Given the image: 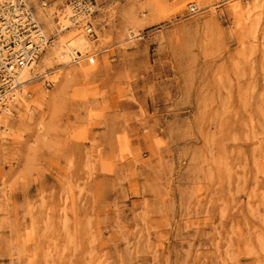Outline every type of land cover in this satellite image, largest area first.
Masks as SVG:
<instances>
[{
  "label": "rangeland",
  "instance_id": "rangeland-1",
  "mask_svg": "<svg viewBox=\"0 0 264 264\" xmlns=\"http://www.w3.org/2000/svg\"><path fill=\"white\" fill-rule=\"evenodd\" d=\"M26 1L50 41L0 107V264H264V0Z\"/></svg>",
  "mask_w": 264,
  "mask_h": 264
},
{
  "label": "built area",
  "instance_id": "built-area-1",
  "mask_svg": "<svg viewBox=\"0 0 264 264\" xmlns=\"http://www.w3.org/2000/svg\"><path fill=\"white\" fill-rule=\"evenodd\" d=\"M215 1L221 5L226 0ZM68 6L74 24L92 14L88 0H69ZM189 9L191 14L198 12L194 6ZM49 41L26 0H0V107L16 101L25 84L21 72L36 64Z\"/></svg>",
  "mask_w": 264,
  "mask_h": 264
},
{
  "label": "bare ground",
  "instance_id": "bare-ground-1",
  "mask_svg": "<svg viewBox=\"0 0 264 264\" xmlns=\"http://www.w3.org/2000/svg\"><path fill=\"white\" fill-rule=\"evenodd\" d=\"M51 27H52V22L49 21L47 23V28L48 29H51ZM67 27L68 26H65L64 25L63 28H62V30L64 28L67 29ZM59 37H60L59 40L54 44V46L52 48V51H51L52 52V55H54V57L56 59L63 60L64 63L67 64V63H69V58H71V56H73V55H77L79 58H82V51L79 49L78 46H75L74 48H70L69 47V44H68L70 41H67V39H65V37H63V35L62 36H59ZM36 66H38L37 65V62H36V64L31 69L23 70L21 72V75H20V80L22 82H25V84H26V82L31 81L34 78H37L39 75H41L39 73H37V74H35V72L33 73V70L34 71H37L36 68H35ZM27 94L29 95V93H27ZM21 99L23 101H25L23 98H21ZM22 100H20V101H22ZM9 103H11V102H9ZM12 104L14 105V103H12ZM2 108L4 109V112L5 113H11L10 112V109H6L4 107H2Z\"/></svg>",
  "mask_w": 264,
  "mask_h": 264
},
{
  "label": "crops",
  "instance_id": "crops-1",
  "mask_svg": "<svg viewBox=\"0 0 264 264\" xmlns=\"http://www.w3.org/2000/svg\"><path fill=\"white\" fill-rule=\"evenodd\" d=\"M51 1H53V0H51ZM108 4H110V3H107V5L102 4L100 6H101V8H104V7L108 6Z\"/></svg>",
  "mask_w": 264,
  "mask_h": 264
}]
</instances>
